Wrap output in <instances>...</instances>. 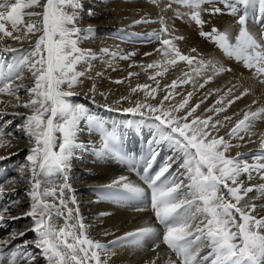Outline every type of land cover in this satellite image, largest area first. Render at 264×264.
I'll use <instances>...</instances> for the list:
<instances>
[{
    "label": "snow or ice",
    "instance_id": "1",
    "mask_svg": "<svg viewBox=\"0 0 264 264\" xmlns=\"http://www.w3.org/2000/svg\"><path fill=\"white\" fill-rule=\"evenodd\" d=\"M174 2L192 9L190 19L201 27L207 23L202 18V11L210 16L228 14L236 17L238 32L234 36L230 30L221 31L216 27L201 30L199 35L213 41L227 56L243 62L249 70L254 69L258 76H264V0H218L223 8L214 5L210 9L201 8L205 0ZM81 7L80 0H0V94L13 97L17 101L13 107L20 106L31 113L16 114L25 115V123L20 130L31 145L27 150V163L20 166L18 172L21 180L31 185L28 195L32 201L23 217H6L8 209L0 208V227L4 226L7 218L31 217L33 223L28 231L36 236L31 244L24 240L16 245L12 241L18 236H26L27 232L22 231L18 236L12 233L10 239L0 245V264L5 257H8L9 264H36L37 254L29 251L30 247L40 250L39 254L47 264H109L116 247L127 244L142 246L145 238L157 235L155 227L142 226L103 244L88 236L78 208H69L63 198L64 189L70 187L67 174L74 150L79 146L77 136L81 122L87 121L92 128L102 132L97 155L110 154L119 139L115 130L107 129L102 118L90 113L84 105L69 100L76 94L73 89L91 71L87 62L95 55L79 46L80 41L86 38L83 32L91 31L77 26ZM37 8L41 11H29ZM250 13L260 26L255 33L250 27ZM149 22L147 19L134 21L135 24ZM167 34V26L152 34V39L161 43L157 51L162 53L167 65L164 72L168 67H177L178 61H183L188 70H182L170 85L164 86L168 91L157 104L136 101L132 107L119 109L140 117L137 121H128L130 127L135 124L154 128L152 139L147 141L148 154L144 158L143 169L148 173L145 182L150 188V195L146 194L144 187L134 184L124 175L102 185L99 195L105 198L127 196L128 199H147L157 222L163 227L159 242L154 243L152 249L155 251L160 243L166 245L175 256L170 264H264V183L246 185L240 179L246 176L248 181H252L255 174L264 181V133L258 136V149L250 150L248 154H228L231 149L241 147L239 143L233 144V139L245 144L256 143L252 140L257 135L253 130L257 121L264 120V107L252 110L249 106V111L234 123V117L239 115L237 113L218 118L247 94L232 96L231 88L228 89V98L220 95L213 106L204 109V113L210 115L197 114L204 99L190 105L193 92H188L178 104H171L175 95H180L175 89L192 82L193 74L201 76L209 66L215 69L216 65L212 61L197 59L200 54L195 48L191 52L197 53V56L183 54L173 39L162 38ZM174 39L182 40L183 37L176 36ZM7 41L16 42L20 47ZM103 51L116 55L108 49ZM79 65H84V70H79ZM157 66L158 62H154L147 68ZM25 74H28L31 84L23 82ZM132 75L129 73V77ZM156 75L162 76L163 73L158 71ZM211 80L212 76H207L198 87L204 88ZM123 82L114 81L118 84ZM149 88L147 84L137 85L131 88V92ZM21 90L25 92L23 100L19 95ZM90 92L93 102L96 94L107 101L108 93H98L95 84ZM155 92L156 89H151L145 94L155 99ZM126 100L129 97L124 96L112 103L120 105ZM164 101H169V105L165 106ZM100 107L118 110L107 102ZM6 114L0 111V115ZM230 124L232 126L226 135H219L220 129ZM0 129H3V124H0ZM57 133L60 135L57 136ZM4 134L0 131V136ZM163 143L173 149V154L164 157L160 165L151 171ZM7 158L0 156V160ZM53 174H61L65 180L59 188V197L57 189L42 187L44 177ZM15 182L8 180L0 182V185ZM4 191L0 186V194ZM254 193H259V196ZM48 197L55 199L49 202ZM257 199L261 200L260 204L256 203ZM71 203L75 204V200L72 199ZM158 259L159 254L146 264H157Z\"/></svg>",
    "mask_w": 264,
    "mask_h": 264
},
{
    "label": "bare ground",
    "instance_id": "2",
    "mask_svg": "<svg viewBox=\"0 0 264 264\" xmlns=\"http://www.w3.org/2000/svg\"><path fill=\"white\" fill-rule=\"evenodd\" d=\"M80 3L82 7L78 11L77 26L82 30L91 29V31L83 32L86 38L80 41L79 46L82 49L91 50L95 55L87 62L91 66V71L87 73L86 78H83V82L73 89L76 94L69 97V100L74 104L84 105L90 113L102 118L106 127L113 126L112 131L115 130L119 139L115 142V147L110 154L97 155V149L101 146L102 132L92 128L87 121L81 122L77 136L79 146L74 150L71 167L67 174V183L70 187L64 189L63 198L68 202L69 208H78L79 215L87 226L88 236L103 244H108L110 241H114L117 236H123L142 226H153L157 229V235L145 238L142 246L127 244L116 247L115 254L109 258V264H146L157 254H159L157 264H170V261L175 260V256L166 245L160 243L155 251L152 249V245L159 242L158 237L162 234L163 229L155 221L154 210L151 209L149 201L147 199H128L127 196L105 198L98 192L102 185L124 175L129 177L134 184L144 187L148 194L149 187L146 189L145 184L139 181L132 171H127L129 168L134 171L135 168H138L143 172L144 155H137L138 159L131 162L132 159L126 157L125 151L137 150L140 152L145 148L142 153L146 152L148 150L147 141L152 139L153 132L148 133L147 128L143 125L128 126L126 124L128 121H137L140 117L119 109L132 107L136 101L157 104L168 91L164 86L170 85L174 79L181 75L182 70H188L183 61H178L177 67H168V70L164 72L167 65L164 63L162 53L157 51L161 47V43L152 39V34L163 26H167L169 34L162 38L173 39V43L183 54L197 56V53L191 52V49L195 48L200 54L197 59L212 61L216 65L215 69L209 66L201 76L197 77L193 74L192 82L175 89V92L180 95H175V98L170 101L173 105L178 104L187 97L188 92H193L189 101L190 105L204 99V103L197 109V114L210 115L211 113H204V109L213 106L220 95L228 98V89L230 88L232 96L244 92L247 94L236 100L227 108V112L221 113L218 118L222 119L224 115L237 113L239 115L234 117V123L249 111V106L252 110L264 107V76H258L254 69L249 70L243 62H237L233 57L227 56L217 44L199 35L201 30L208 31L210 27H216L221 31L230 30L234 36L238 32V25L236 17L232 15L210 16L206 11H202V18L207 23L201 27L190 19L192 9L171 0H80ZM170 3L171 7H169ZM214 5L223 8V4L218 0H205L201 8L210 9ZM31 10L41 11L38 8L29 11ZM225 12H227L226 9ZM142 19H147L150 22L134 23V21ZM249 21L254 33L260 30V26L252 18V13L249 14ZM176 36H181L183 39L175 40ZM7 42L15 47H20L16 42ZM104 49H108L116 55L105 54ZM132 53L134 55H130ZM145 53H150V55H145ZM125 56L129 58H122ZM154 62H158L157 67L147 68L148 64ZM84 67V65H79L78 69L84 70ZM219 69H231V71H219ZM158 71L163 75L157 76ZM98 73L99 75H97ZM129 73H133V75L129 77ZM209 75L212 76V80L205 84L204 88H199L198 85L203 83ZM150 77H155V79ZM117 80L124 82L114 83ZM23 82L25 84L32 83L28 74H25ZM157 82H159V88H157ZM93 84L96 85L98 93H108L107 101L104 97L96 94L95 102H93V94L90 92ZM144 84L149 85L150 88L138 89L135 93L131 92V88ZM194 85L197 87L194 88ZM151 89H156L155 99L151 95L146 96L145 94ZM213 90H219V92ZM19 95L23 100L24 90H21ZM124 96L129 97V100L123 101L120 105L112 103ZM253 101L256 103L254 104ZM106 102L118 110L100 107ZM16 103L17 101L13 97L0 94V111L7 113L0 115V124H3V129L0 131L5 133L0 136V156L8 157L5 160H0V182L16 181L0 185L5 190L3 194H0V208L8 209L5 213L6 217H23L32 203L28 195L31 185L26 180L22 181L18 172L19 167L27 163V150L31 145L23 131L20 130V127L25 123V115L16 114L31 113L23 107H13L12 105ZM164 105L168 106L169 101H164ZM231 126L230 124L221 128L219 135H226ZM253 131L257 133L252 137L256 143L245 144L243 141L233 139L232 143H239L241 147L231 149L228 154L231 156H235L237 152L248 154L250 150L258 149V136L260 133H264V120L257 121ZM9 132H11L10 135ZM59 135L57 133V136ZM247 140L246 136L245 141ZM160 152L157 157L158 163L156 161L153 164V169L160 165L164 157L172 155L173 149L167 143H163L160 145ZM137 163L139 165L136 167ZM175 167L174 164L173 168ZM52 177L59 179L57 183L60 187L64 185L63 175L53 174L50 177H44L43 188L53 189L51 187L53 182H48ZM240 179L244 180L246 185L264 183L255 174L252 181H248L246 176H241ZM59 188L57 197H59ZM254 194L259 196V193ZM47 199L52 202L55 198L48 197ZM72 199L75 200V204L71 203ZM256 203L260 204L261 200L257 199ZM257 211L259 212L260 209ZM101 213H105V215H101ZM32 223L31 217L7 218L4 226L0 227V245L8 241L12 233H16L18 236L22 231H26L27 235L18 236L16 240L12 241V244L20 245L24 240L31 244L36 239L35 234L28 231L32 227ZM105 233H113V235H105ZM28 250L37 254L36 264H47L45 258L39 254L40 250L34 247H30ZM3 264H9L8 257L4 258Z\"/></svg>",
    "mask_w": 264,
    "mask_h": 264
},
{
    "label": "rangeland",
    "instance_id": "3",
    "mask_svg": "<svg viewBox=\"0 0 264 264\" xmlns=\"http://www.w3.org/2000/svg\"><path fill=\"white\" fill-rule=\"evenodd\" d=\"M171 1L174 2V0H171ZM221 51L223 52V50H221ZM126 124L128 125V123H126ZM128 126H129V125H128ZM143 126H145V127L147 128L148 133H149L150 131H152L153 134H154V128H152L150 125H143ZM148 126H149V127H148ZM112 127H113V126L107 127V129H108L109 131H112ZM114 127H115V126H114ZM113 130H114V129H113ZM131 131L133 132V129H131ZM133 134L135 135V133H133ZM134 135H133V136H134ZM117 137H118V136H117ZM134 137H136V135H135ZM134 140H135V139H134ZM134 142H135V141H134ZM125 153L127 154L126 157H129V159H132V160H130L131 162H132V161H135V160L138 159V158L136 157L137 155H139V152H138L137 150H135V151H133V152H132V151H130V152H126V151H125ZM132 153H133V154H132ZM144 153H145V154H144ZM144 153H142V155H146V154L148 153V150H147L146 152H144ZM160 153H161V152H160ZM128 155H129V156H128ZM134 155H135V156H134ZM131 162H130V163H131ZM157 163H158V161H157ZM138 165H139V164L137 163V164H136V167H137ZM154 169H156V168H154ZM127 171H129V172L132 171V172H133L132 168L127 169ZM138 171H139L140 174L143 175V176L141 175L142 177H144V176L146 177V176L148 175V173H145L144 171L141 172L139 169H138ZM151 171H154V170H151ZM140 174H139V175H140ZM134 175H135V174H134ZM166 175H167V174H166ZM137 177H138V176H137ZM145 177H144V178H145ZM53 180H54V181H53ZM58 180H59V179H58L57 177H52V178L49 179L48 182H50V183L53 182V183L51 184V185H52L51 187H52L53 189H54V188H55V189H58V188L60 187L59 183H57ZM138 180H139V181H142V182L145 184L146 189L148 188V185L146 184L145 179L142 180V179H140V178L138 177ZM144 184H143V185H144ZM148 189H149V190H147V191H148V195H150V188H148ZM57 191H58V190H57ZM153 214H154V217H155V213H154V211H153ZM154 219H155V221L157 222L156 217H155ZM157 223H158V222H157ZM158 225H159V227L162 226V225H160L159 223H158ZM161 228L163 229V227H161ZM166 247H167V246H166Z\"/></svg>",
    "mask_w": 264,
    "mask_h": 264
}]
</instances>
